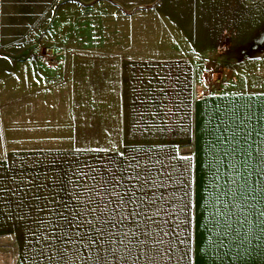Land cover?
Wrapping results in <instances>:
<instances>
[{
	"label": "crops",
	"instance_id": "0c3cea01",
	"mask_svg": "<svg viewBox=\"0 0 264 264\" xmlns=\"http://www.w3.org/2000/svg\"><path fill=\"white\" fill-rule=\"evenodd\" d=\"M47 76L0 107V264H264V89L198 94L189 58Z\"/></svg>",
	"mask_w": 264,
	"mask_h": 264
},
{
	"label": "rangeland",
	"instance_id": "374dc122",
	"mask_svg": "<svg viewBox=\"0 0 264 264\" xmlns=\"http://www.w3.org/2000/svg\"><path fill=\"white\" fill-rule=\"evenodd\" d=\"M71 53L189 58L198 94L218 92L220 77L261 90L264 0H0V107L52 81Z\"/></svg>",
	"mask_w": 264,
	"mask_h": 264
},
{
	"label": "trees",
	"instance_id": "16d2710c",
	"mask_svg": "<svg viewBox=\"0 0 264 264\" xmlns=\"http://www.w3.org/2000/svg\"><path fill=\"white\" fill-rule=\"evenodd\" d=\"M92 1H97V0H92ZM42 9H43V6L40 5L39 3L35 4V3L31 2L29 12H30V14H32V16L34 18H37L35 15H38L39 13H41ZM250 55L254 56L255 54L251 53Z\"/></svg>",
	"mask_w": 264,
	"mask_h": 264
}]
</instances>
